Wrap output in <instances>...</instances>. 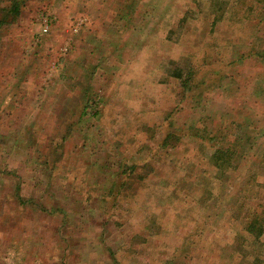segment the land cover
I'll return each instance as SVG.
<instances>
[{
  "label": "rangeland",
  "instance_id": "rangeland-1",
  "mask_svg": "<svg viewBox=\"0 0 264 264\" xmlns=\"http://www.w3.org/2000/svg\"><path fill=\"white\" fill-rule=\"evenodd\" d=\"M20 8L0 28V264H264V0Z\"/></svg>",
  "mask_w": 264,
  "mask_h": 264
},
{
  "label": "trees",
  "instance_id": "trees-1",
  "mask_svg": "<svg viewBox=\"0 0 264 264\" xmlns=\"http://www.w3.org/2000/svg\"><path fill=\"white\" fill-rule=\"evenodd\" d=\"M23 3H24V0H8L7 4L0 6L1 11L5 12L4 16L0 17V23H9L12 20H14V18H16L17 15L19 14L20 9H21L20 7H22ZM261 53H263L262 55L264 56V50ZM182 85L184 87L185 92L187 93L192 92L193 88L197 86L196 84L190 83V74L186 78L183 79ZM83 96L84 97L82 98V100L84 103L80 108V113H82L83 116L89 113L95 116L101 115L99 109H97V106H98L97 102H94V104H91L93 99H91L90 96H88V94L86 93H84ZM173 136L174 134H172L171 132H168L166 138H164V143H167L169 138ZM234 151L235 150L233 149L232 145L226 146V148L217 147L215 148L213 153L210 155L209 160L216 168L217 167L222 168L225 164V161H228L231 153ZM128 170H129L128 166H125L124 171H128ZM127 173H129V171ZM12 177H14V175H12ZM17 178H19V176L16 175L15 179L17 180ZM16 198H17V195H16ZM20 202L22 204H26V203L34 204L32 198H28V200H25L20 197ZM18 204H19V201H18ZM248 226H249V231L251 232L260 233L264 229L263 226H261L260 224L257 225L255 223H251Z\"/></svg>",
  "mask_w": 264,
  "mask_h": 264
},
{
  "label": "crops",
  "instance_id": "crops-1",
  "mask_svg": "<svg viewBox=\"0 0 264 264\" xmlns=\"http://www.w3.org/2000/svg\"><path fill=\"white\" fill-rule=\"evenodd\" d=\"M3 5V4H2ZM23 6V5H22ZM17 17H18V15H17ZM17 17H16V19H17ZM15 19V20H16ZM15 20H12L11 22H9V23H0V28H2V27H4V26H6V25H8V24H13V23H15ZM44 30V29H43ZM90 114V113H89ZM8 173H10V174H15V175H18L17 174V172L16 171H14V170H10V171H8ZM12 189H13V187H12ZM19 195H20V197L22 198V199H25V200H28V198H32L33 199V203L34 204H27L28 203V201H27V203L26 204H22L20 201H19V204H21V205H24V206H28V207H30L31 209H34V210H37V206H38V203H39V200H37L35 197H33V196H27V197H24V196H22L21 195V193H19ZM7 196V194H5V192H3V190H0V204H4V205H6V211L4 212V214L5 215H9V214H16L15 212H14V210L10 207V204H9V202L6 200V197ZM15 196H16V193H15ZM13 199V201L15 202V198L13 197L12 198ZM13 202V203H14ZM18 203V202H17ZM16 204V203H15ZM18 204V205H19ZM2 214V213H1ZM33 254H34V252H33ZM39 256L40 255H38L37 253H35V255H30L27 259V263H29V264H39V262H41V261H48L46 258H43V257H41L40 258V260L38 261V258H39ZM38 261V262H37Z\"/></svg>",
  "mask_w": 264,
  "mask_h": 264
},
{
  "label": "built area",
  "instance_id": "built-area-1",
  "mask_svg": "<svg viewBox=\"0 0 264 264\" xmlns=\"http://www.w3.org/2000/svg\"><path fill=\"white\" fill-rule=\"evenodd\" d=\"M45 30V29H44Z\"/></svg>",
  "mask_w": 264,
  "mask_h": 264
}]
</instances>
